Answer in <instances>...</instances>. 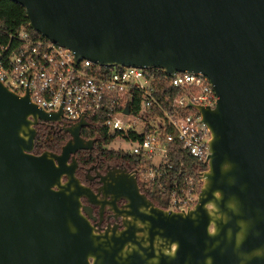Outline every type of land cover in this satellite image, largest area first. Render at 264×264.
<instances>
[{
    "label": "water",
    "instance_id": "water-1",
    "mask_svg": "<svg viewBox=\"0 0 264 264\" xmlns=\"http://www.w3.org/2000/svg\"><path fill=\"white\" fill-rule=\"evenodd\" d=\"M29 27L76 62L203 73L215 107L198 202H152L135 170L111 169L105 195L132 222L98 233L81 211L94 192L76 175L86 118L61 153H34L40 121H60L0 81V264H264V0H13ZM126 112H129L127 109ZM65 179V180H64Z\"/></svg>",
    "mask_w": 264,
    "mask_h": 264
},
{
    "label": "built area",
    "instance_id": "built-area-1",
    "mask_svg": "<svg viewBox=\"0 0 264 264\" xmlns=\"http://www.w3.org/2000/svg\"><path fill=\"white\" fill-rule=\"evenodd\" d=\"M29 28L21 26L4 41L0 19V81L19 95L29 92L31 101L46 112L62 108L74 123L103 114L109 136L115 135L112 141L132 145L118 149L141 157L133 169L138 179L165 188L166 208L194 207L202 186L201 171L185 173L184 162L177 165L173 159L183 151L208 164L211 130L195 105L216 106L218 95L209 77L189 71L161 76L136 66H110L106 73L103 67L109 66L86 58L76 62L72 50L36 36ZM162 82L171 88L166 105L157 98ZM136 96L138 112L133 111ZM129 133L142 138L134 140Z\"/></svg>",
    "mask_w": 264,
    "mask_h": 264
},
{
    "label": "trees",
    "instance_id": "trees-1",
    "mask_svg": "<svg viewBox=\"0 0 264 264\" xmlns=\"http://www.w3.org/2000/svg\"><path fill=\"white\" fill-rule=\"evenodd\" d=\"M0 19L4 28V34L1 36V39L4 41L7 40V35H9V33L19 30L23 25L29 26V19L25 7L13 0H0ZM29 30L36 36L43 37L37 31L32 30L31 28H29ZM103 68H105L106 73H108L111 69V67ZM150 71L163 76L161 69H151ZM159 88L160 92L157 94V98L160 102L166 105V92H169L171 88L165 82L160 83ZM133 108L134 112L139 111L140 102L138 96H136ZM91 122L92 123L89 126L85 127L82 130V136L92 137V140H95L99 144L96 150L91 155L93 162L109 161L113 164L123 165L128 170H133L139 166L141 162V157L139 156L115 148L106 150L102 149L103 144L110 143L115 137V135H113L112 137L109 136L107 127H105L104 125L105 117L103 114L97 115L96 117L91 119ZM37 130L39 132L34 149V153L36 154L41 152L45 148L50 149V151L55 148L61 149L62 145L66 142L65 139L67 138V135L65 133H57L55 139L46 140L44 138V134L42 133L44 129L37 127ZM129 137L134 140L142 138V136L137 133H129ZM79 159L81 161H83V159L85 160V158L83 157H79ZM173 161L177 162V165L180 162H184L183 170L185 173L196 174L197 172L204 171L208 168L207 163L197 158H193L183 151H180L179 154L174 157ZM139 183L142 191H144L156 205L163 208H166L168 206V199L165 188H159V186L156 184H147L145 182H142L141 180H139ZM165 187L168 188V184H166Z\"/></svg>",
    "mask_w": 264,
    "mask_h": 264
},
{
    "label": "flooded vegetation",
    "instance_id": "flooded-vegetation-1",
    "mask_svg": "<svg viewBox=\"0 0 264 264\" xmlns=\"http://www.w3.org/2000/svg\"><path fill=\"white\" fill-rule=\"evenodd\" d=\"M86 121L88 122V124L85 127L89 126L92 123L91 120ZM73 124L74 122L68 120L62 112L60 121H40L37 127L44 129L42 133L44 134V138L46 140L55 139L57 133H65L67 135V138L65 139L67 142L72 138V135L70 134V132L66 131V128L70 127ZM82 137L86 138V140L92 139V137ZM93 141L94 146L91 149H81L78 150L75 154L78 160V168L76 171V175L80 178L81 182L85 186L90 188L96 195V202L91 201L88 196L81 197V211L90 220L92 226H94V229L98 233L104 232L107 229H113L114 227L116 229L123 230L126 228L127 224L132 222V218L126 215V205L128 201L124 198L117 199L113 198L112 195H105L102 188L104 183L102 182L101 178L103 175H106L111 169L127 168L123 165L113 164L109 161L93 162L91 155L99 145L95 140ZM64 144L62 145V147L64 146ZM109 144L110 143L103 144L102 149H110L111 147ZM62 147L61 149H52V152L61 153ZM44 151H50V149L45 148L37 154H40ZM79 157H83L85 158V160L83 159V161H81ZM148 198L152 201L149 196Z\"/></svg>",
    "mask_w": 264,
    "mask_h": 264
},
{
    "label": "rangeland",
    "instance_id": "rangeland-1",
    "mask_svg": "<svg viewBox=\"0 0 264 264\" xmlns=\"http://www.w3.org/2000/svg\"><path fill=\"white\" fill-rule=\"evenodd\" d=\"M110 147L111 148H115V149H118V148H128L130 149L131 148V143H128V142H125L123 140H119V139H116L114 141H112L110 144Z\"/></svg>",
    "mask_w": 264,
    "mask_h": 264
}]
</instances>
